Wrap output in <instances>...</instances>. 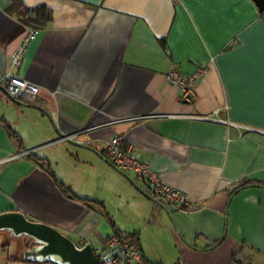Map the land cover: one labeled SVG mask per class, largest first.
Segmentation results:
<instances>
[{
  "label": "crops",
  "instance_id": "obj_1",
  "mask_svg": "<svg viewBox=\"0 0 264 264\" xmlns=\"http://www.w3.org/2000/svg\"><path fill=\"white\" fill-rule=\"evenodd\" d=\"M21 1L51 19L17 70L39 93L15 101L0 89V213L21 209L95 250L116 230L134 234L149 264L264 259V132L246 128L264 130L257 2ZM11 4L0 0V77L32 29ZM202 66L185 100L168 74ZM115 136L187 206L156 203L148 182L111 164ZM24 249L0 264H39L21 261Z\"/></svg>",
  "mask_w": 264,
  "mask_h": 264
},
{
  "label": "built area",
  "instance_id": "obj_2",
  "mask_svg": "<svg viewBox=\"0 0 264 264\" xmlns=\"http://www.w3.org/2000/svg\"><path fill=\"white\" fill-rule=\"evenodd\" d=\"M40 34L39 28H32L21 44L12 55L9 70L0 77V83L15 98L33 97L39 93V86L18 74L30 44ZM206 67L202 66L191 75L183 74L176 68L168 74L169 80L179 86L185 100L191 101L195 94V85L200 77L204 75ZM218 113V112H217ZM195 118L228 122L218 115H195ZM250 130L264 132L260 128L246 126ZM104 157L115 167L124 171H133L137 180L148 182L154 191V201L158 204H168L173 208H184L187 206L186 197L178 190L167 185L152 169L149 161L138 157L130 146H126L122 136L113 137L104 150ZM99 255V264H149L144 258L141 248L133 238H122L112 234L106 243L95 250Z\"/></svg>",
  "mask_w": 264,
  "mask_h": 264
},
{
  "label": "water",
  "instance_id": "obj_3",
  "mask_svg": "<svg viewBox=\"0 0 264 264\" xmlns=\"http://www.w3.org/2000/svg\"><path fill=\"white\" fill-rule=\"evenodd\" d=\"M261 12L264 0H255ZM0 89L12 100L18 101L0 83ZM0 231L23 238V260L53 262L56 264H97V255L91 242L79 245L59 228L31 219L21 209L0 213Z\"/></svg>",
  "mask_w": 264,
  "mask_h": 264
},
{
  "label": "trees",
  "instance_id": "obj_4",
  "mask_svg": "<svg viewBox=\"0 0 264 264\" xmlns=\"http://www.w3.org/2000/svg\"><path fill=\"white\" fill-rule=\"evenodd\" d=\"M8 10L10 13L17 15L26 24L31 25V28H39L40 29L51 19V12L49 11V9L45 5H39L36 7H25V6H23V3L21 0H12V4L9 6ZM262 17L264 18V11L262 12ZM16 99L20 100V101H24L26 98L20 97V98H16ZM246 183H249V181H246ZM96 203H98V202H96ZM115 233L119 237H122L125 239L133 238L139 244L137 236L134 234H128L127 235V234H124L120 230H116ZM19 239L22 240L23 238H19ZM23 243L24 242L22 241V243H21L22 245H20V246L23 247V245H24V248H25V244H23ZM215 245L216 244L212 245V247H214ZM3 247H5V249H6L8 247V244H4ZM21 261L41 264L40 262H32V261L23 260V259H21ZM46 263L56 264L53 262H46ZM97 264H99V255L98 254H97Z\"/></svg>",
  "mask_w": 264,
  "mask_h": 264
},
{
  "label": "rangeland",
  "instance_id": "obj_5",
  "mask_svg": "<svg viewBox=\"0 0 264 264\" xmlns=\"http://www.w3.org/2000/svg\"><path fill=\"white\" fill-rule=\"evenodd\" d=\"M22 240L18 237H14L10 235L9 233H5L3 231H0V255L5 256L8 255H15L16 253L21 254L22 250ZM4 244H8V246H11V249L9 250H2V247ZM253 258L247 259L246 256L243 253L237 252V259L242 260V264H264V259H259L256 254H253Z\"/></svg>",
  "mask_w": 264,
  "mask_h": 264
},
{
  "label": "flooded vegetation",
  "instance_id": "obj_6",
  "mask_svg": "<svg viewBox=\"0 0 264 264\" xmlns=\"http://www.w3.org/2000/svg\"><path fill=\"white\" fill-rule=\"evenodd\" d=\"M22 241H24V240L22 239Z\"/></svg>",
  "mask_w": 264,
  "mask_h": 264
}]
</instances>
